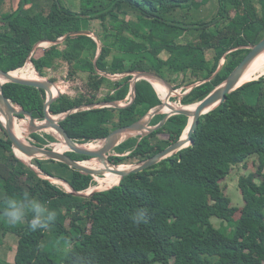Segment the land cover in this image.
<instances>
[{
	"label": "trees",
	"instance_id": "16d2710c",
	"mask_svg": "<svg viewBox=\"0 0 264 264\" xmlns=\"http://www.w3.org/2000/svg\"><path fill=\"white\" fill-rule=\"evenodd\" d=\"M206 1L78 0L76 5L73 0H18L14 9L5 11L0 0V41L26 57L33 51L30 59L41 77L55 81V74L63 68L69 80L84 75L85 91L75 96L61 93L49 106L51 114L66 115L60 124L76 143L84 144L137 121L161 103L152 83L139 79L128 105L94 106L125 98L131 72L152 71L174 88L186 87L208 78L228 49L263 37L264 0H217L216 13L207 20L186 23L175 18L179 11ZM239 6L248 21H238ZM80 30L97 35L101 44L98 55V44L89 34L78 33L56 42L66 33ZM195 30L197 34L186 41L185 33ZM41 41L47 46L34 48ZM228 41L229 46L223 43ZM247 51L228 52L222 69L211 80L193 87L181 103L201 100ZM16 66L0 49V69L9 71ZM99 71L123 74L114 81V93L98 97L101 86L110 80ZM15 76L38 79L32 66ZM2 89L13 103L35 118L42 117L43 89L13 82L3 83ZM57 91L51 85L50 96ZM163 116L155 114L149 124L155 125ZM187 123L184 114L170 115L161 127L117 144L115 154L109 155L115 165L97 158L89 161L102 168L139 162L175 141ZM31 136L39 146L57 140L49 133L33 132ZM192 139V144L148 169L123 177L118 184L78 196L51 179L64 180L71 190L84 192L95 184L93 176L53 159H32L36 170L15 154L0 124V235L12 233L16 238L13 261L0 264H68L54 247L58 239L71 240L90 264H264V74L243 83L224 102L201 115ZM65 153L79 161L90 158ZM251 157L257 160L255 170L238 177L243 200L238 208L231 205L220 181L234 165H245ZM25 192L57 213L47 229L31 231L30 213L16 226L3 218V197L21 199ZM141 210L146 219L136 226L132 216ZM212 217L220 219L219 226L212 223Z\"/></svg>",
	"mask_w": 264,
	"mask_h": 264
},
{
	"label": "water",
	"instance_id": "95a60500",
	"mask_svg": "<svg viewBox=\"0 0 264 264\" xmlns=\"http://www.w3.org/2000/svg\"><path fill=\"white\" fill-rule=\"evenodd\" d=\"M78 33L89 34L95 39V41L98 44V52H97V55H98L100 48H101L100 40L96 34L90 32V31H86V30L71 31V32L66 33L63 37L56 40V42H60L63 39H65L69 36L78 34ZM34 48H35V46H34ZM239 48H247L248 51L244 54L242 59L232 68V70L206 96H204L201 100L195 102L197 105L192 112H190L188 109H186L185 105L179 106V107H173L171 109L170 113L169 114L165 113L163 118L158 123H156L155 125H152V126H150V125L148 126L149 119L155 113H157L160 110L161 105L165 104L164 102H162L160 105L156 106L155 108L150 109L144 115L145 117H147L146 120H144L143 119L144 116H142L140 119H138L135 122H132V123L127 124V125H122V126H119L115 129H113L105 138H103L102 147L100 149H97V150H91V149H87L86 147L81 146L82 144L76 143L68 135V133L66 132L64 127L60 124V120H62L66 115H63L62 118L53 117V115L49 112L50 104L61 95V92L59 91L60 90L59 83H57L56 81L49 80V79L31 80V79L17 77L15 75H12L11 74L12 70L6 71L3 69H0V104L5 106L7 109L5 121L3 122L0 120V124L2 126V129L5 131L8 138L10 139L15 154L17 155V152H19L22 156H24L27 159V164L30 165L31 167H32L31 161L34 158L53 159L56 161L63 162L65 164H67L68 166L75 168L81 172L87 173L91 176H98V175L104 174V169H94V168L92 169V168L86 167V166L82 165L79 160L73 159L72 157H70L68 154H66L63 151H58L55 148L39 146L36 143H29V142H26L24 139L17 137L15 135V133L13 132V127H12L14 118H16L18 116H26V117H29L31 120H33V119H35V117L33 116L31 111L25 110L20 105L13 103L4 94L3 89H2V84L5 82H13V83H19V84H24V85L33 86L36 88L43 89L45 91L46 97H45V101L43 104V112H42V117L40 120L41 123L39 124L38 129L39 130H45L47 128L52 129L53 132H57L59 134V136H60L59 138L61 139V141L63 143L66 144V146L68 147V151L74 152L76 154L86 155L88 157H95L101 162H103L105 160V161L112 163L109 160L108 153H110L114 149V147L122 141V139L119 141H116V142L114 141V139L116 137H118V135L123 134V135L143 136V135L149 133L150 131H153V130L161 127L170 115L184 114V115L188 116V123H187L186 127L184 128L182 134L175 141L171 142L169 145H167L165 148H163L159 152L155 153L154 155L147 157L146 159L141 160L137 163L132 164L131 168H129V169H126V170L116 169V172L119 174V180H120L123 177H125L131 173H136V172H140V171H143L145 169H148L152 165L159 163L161 160L171 156L172 154L176 153L180 149H182V148L193 143L192 134L194 133L196 127L198 126L200 116L207 113L208 111L212 110L218 104L224 102L227 99V94L231 93L237 87H239L240 85L243 84V83L239 84V82L242 79V76L246 70V67L249 65L251 60L257 54H259L260 52H262L264 50V35L256 43L235 46L233 48L228 49L224 53L222 59L219 61V64H218L217 68L215 69V71L208 78H205L204 80L197 81V82L189 85V87L187 88V90L184 93L178 92L176 90V88H174V86L171 83H169L166 79H164L163 77H161L159 74H157L155 72H152V71H134V72H131V75H132V77L130 79L131 91H132L131 101L135 97V82L139 79H146L151 83H152V80L159 81L160 83L164 84L169 89L170 92L177 95V97L180 100L193 87H195V86H197V85H199L205 81L211 80L222 69L226 54L230 51H233V50H236ZM94 66H95V63H94ZM99 73H101L107 77H114L115 78L118 76L117 73L116 74H108V73H104L101 71H99ZM260 75H262V74H259V76ZM258 77H256L255 79H257ZM51 85H55V87H57V89L59 88L57 91V94L54 97L50 96ZM131 101H129L127 104L122 105V106L128 105ZM102 104H107V103H98V104H95L94 106L95 107L102 106ZM109 104L114 105V106L118 105V107H122L121 105H119V103L117 101L109 102ZM78 108L79 107L71 109L67 113L75 111ZM81 108L84 109V108H87V106H81ZM187 142H188V145L183 147L182 146L183 143H187ZM38 171L40 173H42L40 170H38ZM46 177H48V176H46ZM58 180L66 183L64 180H61V179H58ZM70 191L73 194L78 195V196H89L90 194H92V192L84 193L81 191H74V190H70Z\"/></svg>",
	"mask_w": 264,
	"mask_h": 264
},
{
	"label": "rangeland",
	"instance_id": "374dc122",
	"mask_svg": "<svg viewBox=\"0 0 264 264\" xmlns=\"http://www.w3.org/2000/svg\"><path fill=\"white\" fill-rule=\"evenodd\" d=\"M73 1H74V3L76 5L78 4V0H73ZM198 1H201V0H198ZM17 3H18V0H3V4L5 5L4 6V10L5 11H10V10L14 9L17 6ZM216 9H217V0H207L206 2H203L199 7H196V8L194 7L192 9H183V10L179 11L176 14L177 17H175V18H178L181 21H184L186 23L194 21V20H207V19H209L211 17V15L214 12L216 13V11H215ZM239 11L240 12L237 14L238 15V21H241V22L248 21L249 18L246 16L245 11L243 10L242 6H239ZM230 12H231V14H233L234 11H233L232 8H231ZM197 32H198L197 30L192 31V32H190V31L186 32L185 33L186 41L191 40V38L195 34H197ZM223 43H225L227 46H229L231 41L223 42ZM0 49L13 58L14 64L17 65L15 69H18L20 71V70L24 69L26 66H30L31 63H30V61H28V59L26 57V53L23 52L22 54H20V53L18 54L17 53L18 51L15 49V47H11L10 45H5L1 41H0ZM207 56L210 57V54L208 53ZM15 69H13V70H15ZM38 79L39 80H46L47 78L38 76ZM55 81L57 83H59V88H61V92L62 93H66L69 96H75V95L78 94V92L85 91L83 85H84V83L86 81V78L84 77V75H79L75 79H70L69 80L66 76L60 74V75L56 76V80ZM76 81H78V82H76ZM152 83H153V86L155 87L156 91L158 92V95H159L161 101H163L161 94L166 99H168V97L171 95L169 97V99H170L169 101L170 102L182 104L181 101L179 100V98L177 97V95L172 94V92H169V93L165 94L163 92V88L161 87L159 81H152ZM187 87H189V86H186V87L181 86L179 88H176V90L180 91V92H183L184 89H186ZM162 111L163 110L161 109V112ZM17 118H19V119H17L15 121L16 123L13 122L12 127L16 124L18 127L24 128L25 126H24V122L22 120V117L18 116ZM27 123H29V122L27 121ZM32 127L33 126L28 128L27 131L28 132L30 131V133L33 132L35 127H33V128ZM25 129H26V127H25ZM40 132H42V133H50L53 136H56L57 140L54 141V142H51L52 144L50 146H48V147H51V148L54 147L55 148V147L59 146L58 148H61L63 152L68 151V147L66 146L65 143H63L61 141V139L59 138L60 136H59V134L57 132H53L49 128H47L45 130H42ZM25 133H26V130L22 131L23 138H24ZM125 137L126 136H124L122 139H124ZM94 143L98 144L99 142H94ZM112 154H114V152L111 151L110 153H108V156L112 155ZM18 157H20V159H22L23 161H25L27 163V160H26V158L24 156H21V155L19 156L18 155ZM91 158H95V157H90V158L84 159L82 161H87V160H90ZM136 162H138V161H136ZM136 162L133 161V162L127 163L126 161H124L123 163H125V164H134ZM108 163L112 164L110 162H108ZM123 163H120V164H123ZM256 163H257L256 158L255 157H251V158H249L247 160L245 165H243V164L234 165L231 168L229 174L224 179H222L220 181V185H221L224 193L226 195H228L230 197V199H231V205L237 206L238 208H241V206L243 205L241 192H240V190L238 188V185H237L238 177L243 175V174H246L247 172L254 171L255 168H256ZM112 165H115V164H112ZM116 165H119V164H116ZM32 167H34V166H32ZM42 176H46V175H42ZM103 176H104V174L103 175L94 176L93 179H94V182L96 183V185L95 186L92 185L86 191H84V193H86V192L90 193V192H94V191H97V190H104L105 187L102 188V187L99 186V184H100L99 179L102 178ZM52 181L55 184L61 186L63 189L67 190V191L71 190L70 187L66 183H64L62 181H58L56 179H53ZM91 190H93V191H91ZM239 214H240V211L238 210V211L235 212L234 217L238 218ZM211 221H212V223L215 226H219L220 225V219H218L216 217H212ZM67 223L68 222L66 221L65 224H67ZM163 237H164L163 234H161V233L158 234V238L159 239H162ZM15 250H16V238H15V236L12 233H6L4 235H0V263L2 261L12 262Z\"/></svg>",
	"mask_w": 264,
	"mask_h": 264
},
{
	"label": "clouds",
	"instance_id": "9594fccd",
	"mask_svg": "<svg viewBox=\"0 0 264 264\" xmlns=\"http://www.w3.org/2000/svg\"><path fill=\"white\" fill-rule=\"evenodd\" d=\"M39 119L41 120V118ZM3 205L2 216L11 226L23 223L29 213L32 216V219L29 222V228L31 231H36L37 229H47L57 219V213L55 211H49L41 202L32 198L27 192L24 193L21 199L7 196L3 197ZM145 219V213L142 210L137 211L132 216V222L136 226L145 222ZM54 247L62 257L66 258L68 264H90L88 257L75 250L72 241L69 239L56 240Z\"/></svg>",
	"mask_w": 264,
	"mask_h": 264
},
{
	"label": "bare ground",
	"instance_id": "6f19581e",
	"mask_svg": "<svg viewBox=\"0 0 264 264\" xmlns=\"http://www.w3.org/2000/svg\"><path fill=\"white\" fill-rule=\"evenodd\" d=\"M27 67V66H26ZM25 67V68H26ZM19 70L15 69L11 71L12 75H15ZM264 73V50L262 52H260L259 54H257L249 63V65L246 67V70L242 76L241 81L239 82V84L247 82L249 80L255 79L256 77L259 76V74H263ZM152 81H157V80H152ZM160 83V82H159ZM161 87L163 88V92L165 94H167L164 85L162 83H160ZM161 94V93H160ZM162 99H164L165 104L162 106V110L163 111H170L174 106H177V104H172L167 102L168 99L164 98L163 95L161 94ZM196 103L193 104H189V105H185L186 109H188L190 112H192L194 110V108L196 107ZM212 108V107H211ZM161 109V108H160ZM210 109V108H209ZM208 109V110H209ZM7 114V109L5 106H3L2 104H0V120L1 121H5V116ZM19 119V118H18ZM16 123V122H15ZM25 126V125H24ZM33 128V127H32ZM24 128H20L18 127L16 124L13 126V132L15 133V135L19 138H23L22 135V131H24ZM28 129V128H27ZM187 131V130H186ZM186 133V132H185ZM122 135H118V137H116L114 139V141H119L122 138ZM56 137V136H55ZM103 141H100L98 144H95L94 142H89V143H84L81 146L86 147L87 149H91V150H97L100 149L102 147ZM188 145L187 143H183V147ZM59 147V146H58ZM55 147L56 150L58 151H62L61 148ZM17 154L20 156L21 154L19 152H17ZM22 156V155H21ZM27 160V159H26ZM80 163L86 167L89 168H94V169H104V176L102 178L99 179L100 182V187H110L111 185L117 183L119 181V174L116 172V169L119 170H126L131 168L132 164H125L119 167H106V168H102L99 165H97L96 163L92 162V161H82L80 160ZM99 178V177H98ZM97 178V179H98Z\"/></svg>",
	"mask_w": 264,
	"mask_h": 264
},
{
	"label": "built area",
	"instance_id": "2783aa9c",
	"mask_svg": "<svg viewBox=\"0 0 264 264\" xmlns=\"http://www.w3.org/2000/svg\"><path fill=\"white\" fill-rule=\"evenodd\" d=\"M47 42L46 41H41V42H38V44L36 45V46H40V47H46L47 46ZM32 53H33V51H31L30 53H29V55H28V57H27V59H28V61H30V63L32 64H30V66H32L33 67V69H34V72H35V74H37L38 76H40L38 73H37V71H36V69H35V67H34V65H33V63L31 62V60H30V57H31V55H32ZM36 75V76H37ZM120 75V74H119ZM37 76V77H38ZM75 79V78H74ZM77 80V79H76ZM76 82H78V81H76ZM188 88V87H187ZM187 88L186 89H184V91L183 92H180V91H178V92H180V93H184L186 90H187ZM60 92H61V88H60V90H59ZM112 92V91H111ZM113 92H114V89H113ZM62 93V92H61ZM171 96V95H170ZM169 96V97H170ZM169 97H168V100H167V102H169V103H172V102H170L169 100ZM131 99H132V91H131V81H130V89H129V92L127 93V95H126V97H125V99H124V101H123V104H127L129 101H131ZM164 100V99H163ZM165 103V102H164ZM121 104H122V102H121ZM172 104H177V106H174V107H179V106H183L182 104H178V103H172ZM151 109H153V108H151ZM171 111V110H170ZM170 111L168 112V111H162L164 114L165 113H167V114H169L170 113ZM62 116L63 115H61V114H57V115H53V117H59V118H62ZM18 118L16 117L15 119H14V121L13 122H15L16 120H17ZM22 120H23V122H24V125H25V127H26V129H24V131L26 130V133H25V135H24V138H22V139H24L26 142H29V143H36L35 142V140H34V138L31 136V133H33V132H38L40 135H42V133L40 132V131H42V130H39L38 129V127H39V124L41 123L40 122V119L39 118H35V119H33V120H31L29 117H26V116H24V117H22ZM27 121L29 122V123H27ZM31 126H33V127H35V129H34V131L33 132H31L30 133V131L28 132L27 130V128H30ZM52 141H48L46 144H45V146L46 147H48V146H50L52 143H51ZM96 142H100V140H97ZM54 148V147H53ZM52 180V179H51ZM53 182V181H52ZM115 184H117V183H115ZM115 184H113V185H115ZM96 185V183L94 184V186ZM113 185H111L110 187H112ZM99 186H100V184H99ZM91 187V186H90ZM110 187H102V188H104V189H108V188H110Z\"/></svg>",
	"mask_w": 264,
	"mask_h": 264
},
{
	"label": "crops",
	"instance_id": "0c3cea01",
	"mask_svg": "<svg viewBox=\"0 0 264 264\" xmlns=\"http://www.w3.org/2000/svg\"><path fill=\"white\" fill-rule=\"evenodd\" d=\"M60 74H61V75H64V76H67L66 68H63L62 70H60V72H58V73L55 74V75L57 76V75H60ZM114 74H116V73H114ZM81 75H82V74H81ZM120 77H122V74H120V75L118 74V76L115 77V78H114V77H109L110 80H109L107 83H105L104 85H102L100 91L97 93V94H98V97H103V96L106 94V92H108V91H109L110 94L114 93V92H113V84H114V81H115L116 79H119ZM152 85H153V84H152ZM111 91H112V92H111ZM125 97H126V96H125ZM124 99H125V98H123V99L117 101V102L119 103V105H121V106H122V105H125V104H123ZM114 101H115V100H114ZM110 102H112V101H110ZM121 102H122V104H121ZM162 102H164V100L161 101V103H162ZM101 103H107V104H102V106H100V107H103V106H114V105H110L109 102H101ZM161 103H160V104H161ZM160 104H158V105H160ZM158 105H156V106H158ZM156 106H154L153 108H155ZM162 106H163V105H161V107H160L161 109H162ZM115 107H118V105H116ZM122 107H124V106H122ZM161 109H160L157 113H155V114L163 113V112H161ZM155 114H154V115H155ZM154 115H153V116H154ZM164 115H165V114H164ZM153 116H152V117H153ZM152 117H151V118H152ZM151 118L149 119L148 126L150 125L149 123H150ZM143 119L146 120L147 117L144 116ZM150 126H152V125H150ZM124 136L128 137V136H131V135H122V138H123ZM126 137H125V138H126ZM122 138H121V139H122ZM125 138H124V139H125ZM124 139H122V141H123ZM99 140H100V141H103V138H102V139H99ZM113 150H114V149H113ZM113 150H112V152H113ZM114 154H115V153H114ZM125 154H126V153H125ZM52 180H53V179H52ZM56 180H58V179H56ZM58 181H60V180H58Z\"/></svg>",
	"mask_w": 264,
	"mask_h": 264
}]
</instances>
